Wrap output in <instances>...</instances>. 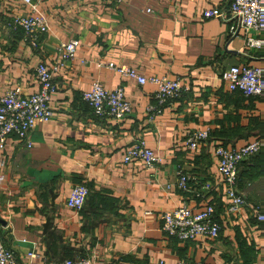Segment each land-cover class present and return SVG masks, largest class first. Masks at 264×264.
<instances>
[{"label":"crops","instance_id":"0c3cea01","mask_svg":"<svg viewBox=\"0 0 264 264\" xmlns=\"http://www.w3.org/2000/svg\"><path fill=\"white\" fill-rule=\"evenodd\" d=\"M228 2L39 0L48 31L33 47L8 25L29 5L0 0V95L15 84L35 92L36 65H55L56 45L79 40L75 57L53 72V117L34 125L29 145L9 135L0 148V235L24 264L76 257L96 264H264V223L252 211L264 206V100L230 90L221 79L231 64H258L262 51L246 44L245 36L255 31L233 34L231 20L203 16L204 9ZM109 61L146 76H180L184 89L149 120L145 107L154 101L155 85L98 65ZM95 79L106 88L123 86L129 115H93L80 94ZM204 128L209 137L188 150L187 135ZM137 138L160 157L156 166L123 161ZM255 138L263 147L244 159L237 177L244 203L225 212L214 146L239 147ZM179 169L189 176L188 190L176 185ZM79 183L89 194L76 212L66 198ZM205 201L214 204L218 238L180 241L162 231L163 211L183 205L197 210ZM31 250L39 257L29 259Z\"/></svg>","mask_w":264,"mask_h":264},{"label":"built area","instance_id":"2783aa9c","mask_svg":"<svg viewBox=\"0 0 264 264\" xmlns=\"http://www.w3.org/2000/svg\"><path fill=\"white\" fill-rule=\"evenodd\" d=\"M29 5V11L16 14L10 18L8 25L22 31V40L36 47L39 35L48 31L46 17L38 9L39 0H22ZM116 4L122 0H110ZM151 12L150 8L146 9ZM205 18L217 17L231 20L229 31L233 34L242 29L244 33L255 31L256 35H246L248 46L261 49L258 64H231L221 71V79L230 90H238L245 96H257L264 100V0H229L228 4L220 7L213 6L203 10ZM78 38L61 41L56 45L57 62L48 66L40 61L35 67L38 89L33 93H24L20 84L9 87L0 95V148H4L9 135L25 140L29 145V134L37 122L50 120L54 111L50 105L52 93L55 91L53 72L75 57ZM99 66H106L116 70L121 76L134 78L138 83L150 82L155 85L154 101L145 107L147 118L153 120L160 113L161 107L169 100L177 97L184 89L182 77L168 73L144 75L135 68L112 61L98 62ZM81 99L88 104L93 115L98 117H112L120 120L132 110L131 102L125 97L124 88L118 84L114 88H106L95 79L90 88L83 90ZM209 129H199L190 132L185 145L188 150H196L209 137ZM263 147L261 138H255L239 147H228L223 143L215 144L214 155L220 181L224 187L226 204L225 212L233 213L244 203L242 193L237 188L238 164L243 159ZM139 160L146 167H154L160 157L147 145L144 138L135 139L123 153V161L128 163ZM188 174L182 169L177 173V187L188 190ZM89 187L79 183L70 189L66 204L76 212L80 211ZM252 211L257 222L264 223V206L256 204ZM162 231L170 237L180 241H190L196 238L216 239L219 237L221 225L214 216V204L205 201L197 210L189 206H176L162 212ZM29 259L38 258L35 251L27 253ZM0 264H24L15 253L5 247L0 235ZM43 264H96L86 257L65 258L61 261L43 259ZM175 264H209L204 261L180 259Z\"/></svg>","mask_w":264,"mask_h":264},{"label":"trees","instance_id":"16d2710c","mask_svg":"<svg viewBox=\"0 0 264 264\" xmlns=\"http://www.w3.org/2000/svg\"><path fill=\"white\" fill-rule=\"evenodd\" d=\"M233 91H235V90H233ZM236 91H238V90H236ZM240 92V91H239ZM241 93V92H240ZM242 94V93H241ZM258 152H260V151H258ZM258 152H256V153H258ZM256 153H254V154H256ZM244 159L245 158H243L240 162H239V164H238V172H239V167H240V165H241V163L244 161ZM238 172H237V177H238ZM89 194V193H88Z\"/></svg>","mask_w":264,"mask_h":264}]
</instances>
